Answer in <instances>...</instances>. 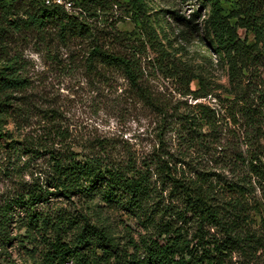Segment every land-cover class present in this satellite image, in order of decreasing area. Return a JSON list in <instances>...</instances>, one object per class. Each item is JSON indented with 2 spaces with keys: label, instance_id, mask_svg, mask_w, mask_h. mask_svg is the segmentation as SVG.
Masks as SVG:
<instances>
[{
  "label": "rangeland",
  "instance_id": "374dc122",
  "mask_svg": "<svg viewBox=\"0 0 264 264\" xmlns=\"http://www.w3.org/2000/svg\"><path fill=\"white\" fill-rule=\"evenodd\" d=\"M133 1L113 0L111 5L115 6L108 12L80 15L91 31L83 33L69 27L66 39L61 37L57 22L44 28H9L4 36L0 34V70L7 61H15L18 72L26 79L23 88L8 97L0 95V206L23 189L46 187L51 173L49 150H72L80 158L106 156L127 171L136 168L140 173L147 172L158 197L176 202L169 194V185L162 184L156 167L158 156L166 153L180 173L195 176V169L214 171L227 183L245 186L242 196L235 191L225 192L235 185L230 187L224 182L218 191L245 202L247 216L241 222V234L263 237L255 247L233 248L226 264H264V180L250 166L253 161L264 169V156L245 119L240 115L239 121H235L224 101L234 94L228 61L211 40L209 20L217 0H140L157 34L159 44L155 46H151L148 34L141 35L143 30L129 13L127 5H133ZM260 1L264 5V0ZM219 2L227 13L240 5L239 0ZM75 7L71 12L79 15L82 10ZM1 13L0 8V26L8 27L3 24ZM239 33L243 38L246 35L244 29ZM135 35L141 39H134ZM248 36L253 37L249 33ZM95 43L115 53L140 57L141 83L158 102L167 105V117L140 96L121 68L91 60L89 54ZM159 45L169 51L177 66L189 67L209 79L211 94L207 98L195 99L173 70L165 66L162 70L160 65H166V60L162 62V55L155 50ZM257 55L251 68L242 72L240 85L258 107L264 99V45ZM190 87L196 89L198 80ZM197 102L220 110L218 132L206 135L205 144L190 141L181 122L176 121L174 129L168 124L173 114L188 113ZM257 155L260 157L256 158ZM49 190L55 191L53 187ZM96 203L99 202L57 194L49 195V202H40L35 208L49 215L90 212L91 222L108 226L123 245L130 237L141 243L150 235L156 236V230L145 227L147 221L141 220V216L119 207L95 206ZM13 220L10 231L22 240H12L7 248L9 257L17 264H33V246L26 237V211L16 208ZM209 229L215 237L224 238L220 228ZM32 235L39 238L35 255L36 262L41 263L40 255L48 250L47 238L38 233Z\"/></svg>",
  "mask_w": 264,
  "mask_h": 264
},
{
  "label": "trees",
  "instance_id": "16d2710c",
  "mask_svg": "<svg viewBox=\"0 0 264 264\" xmlns=\"http://www.w3.org/2000/svg\"><path fill=\"white\" fill-rule=\"evenodd\" d=\"M72 1L81 8L79 15L62 5H48L45 0H0L1 18L3 24L8 25L0 26V34L4 36L10 32L9 28H44L57 22L61 37L66 39L69 27L79 28L83 33L91 31V26L80 15L108 12L115 6L111 5L113 0ZM239 2L240 5H235L229 13L219 0L212 5L209 20L211 40L229 64L234 97L225 98L224 101L229 104L230 116L235 121H239L240 115L245 119L261 148L260 154L264 156V99L261 106H255L251 95L240 85L242 72L250 69L258 60L257 52L264 45V5L260 0ZM127 6L135 25L143 30L141 35L148 34L151 46L158 45L157 34L146 14L145 5L140 0H134L133 5ZM178 18L189 21L179 15ZM232 19L236 21L233 23ZM240 29L246 31L244 38L240 36ZM248 33L253 36L251 39ZM133 38L140 40L141 36L135 35ZM155 50L162 55V62L166 60V65H160L161 68L165 66L167 70H173V74L187 85L186 90L195 99L207 98L211 94L209 79L189 67L177 66L165 48L155 47ZM89 56L93 61L121 68L140 96L167 117V105L158 102L148 87L141 83V61L137 54L115 53L95 43ZM194 80H198V87L191 89ZM25 83L26 79L18 72L16 62L7 61L0 70V95L8 97L10 93L23 88ZM262 95L264 98V92ZM176 121L181 122L187 130L190 141L205 144L203 140L206 135L218 132L220 110L197 102L188 113L172 115L168 122L172 129ZM48 153L51 173L46 187L38 185L34 189H23L18 196L0 206V264H17L7 251L13 239L22 240L13 237L10 231L16 208L25 210L28 216L26 237L33 246V264H226L233 248L245 245L255 247L262 240V235L249 237V234H241V222L247 216L246 204L227 193L219 194L222 182L230 187L235 184L223 181L221 175L214 171L195 169V176L186 175L180 173L172 158L165 156L166 153L160 154L156 167L162 184L169 185L170 196L180 202L177 204L172 199L167 202L158 197L159 192L152 185L147 172L140 173L136 168L127 171L121 165L108 161L106 156L83 155L80 158V154L72 150H49ZM250 166L264 180V169L253 161H250ZM50 187L55 191H50ZM244 188V185L236 184L235 188H227L225 192L235 191L242 196ZM57 194L68 199L72 196L84 198L91 203L97 200L99 203L95 206L105 204L123 208L147 221L145 227L154 228L156 236L150 235L141 243L130 237L123 245L108 226L91 222L90 212L72 216L62 212L49 215L37 211V204L49 202V195ZM210 227L220 228L224 238L212 235ZM71 231L74 233L69 235ZM32 233L47 238L45 244L48 250L43 254L40 251L41 263L36 262L35 255L39 238ZM49 233L52 235L49 236Z\"/></svg>",
  "mask_w": 264,
  "mask_h": 264
},
{
  "label": "built area",
  "instance_id": "2783aa9c",
  "mask_svg": "<svg viewBox=\"0 0 264 264\" xmlns=\"http://www.w3.org/2000/svg\"><path fill=\"white\" fill-rule=\"evenodd\" d=\"M45 3L48 5H62L68 11L75 9V5L72 0H45Z\"/></svg>",
  "mask_w": 264,
  "mask_h": 264
}]
</instances>
